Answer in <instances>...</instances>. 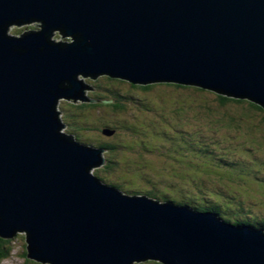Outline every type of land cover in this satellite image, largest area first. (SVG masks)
<instances>
[{
  "label": "water",
  "instance_id": "water-1",
  "mask_svg": "<svg viewBox=\"0 0 264 264\" xmlns=\"http://www.w3.org/2000/svg\"><path fill=\"white\" fill-rule=\"evenodd\" d=\"M102 75L264 108V0H0V235L25 232L27 256L49 264H264L263 228L94 174L105 148L63 131L57 104L94 102L81 76Z\"/></svg>",
  "mask_w": 264,
  "mask_h": 264
},
{
  "label": "rangeland",
  "instance_id": "rangeland-1",
  "mask_svg": "<svg viewBox=\"0 0 264 264\" xmlns=\"http://www.w3.org/2000/svg\"><path fill=\"white\" fill-rule=\"evenodd\" d=\"M38 28L33 22L10 25L7 32L19 36ZM52 38L74 41L59 32ZM81 79L92 86L86 90L91 98L96 94L111 97L113 91L128 101L124 112L99 106L86 108L90 111L84 116L72 107L73 102L58 101L63 131L79 135L81 142L117 144L115 151L105 155L118 167L95 168V175L120 185L127 193L137 190L218 204L226 216L264 222V110L250 109L248 100L223 107L217 104V92L207 89L160 85L143 90L108 75ZM126 120L137 122V130H127L122 124ZM132 122L128 127L132 128ZM110 125L115 126V134L104 135L102 130ZM9 246L10 255L0 264H49L26 256V235L21 231ZM135 264L162 263L147 260Z\"/></svg>",
  "mask_w": 264,
  "mask_h": 264
},
{
  "label": "trees",
  "instance_id": "trees-1",
  "mask_svg": "<svg viewBox=\"0 0 264 264\" xmlns=\"http://www.w3.org/2000/svg\"><path fill=\"white\" fill-rule=\"evenodd\" d=\"M114 79H119V78H114ZM121 80H123V79H121ZM131 84H132L133 87L141 88L143 90H149V89H151V88H153L155 86H160V85H168V86H172L173 85V86H175L177 88L178 87H180V88L183 87L185 89L193 88V89H201V90H204V91L206 90V89H204V88H202L200 86H196V85H182V84L175 83V82H154V83L145 84V85L134 84V83H131ZM110 92L112 94L111 97L104 96V95H101V94H98V95L96 94V96L94 98V99L97 100L96 102L90 103V102H78L77 101V102H73V104H71V105H72V107L81 110V113H82L83 116H84V112L90 111V110H85L86 108H94V107H99V106H109V107H112L113 110L117 111V112L118 111L119 112L126 111L127 110V102L128 101L123 100L121 95H119L117 93H114L113 91H110ZM216 97H217V104H219V105H221L223 107H226V105L229 102H238V103H240V102L248 100V99L234 98L232 96H227V95H224L222 93H217ZM248 101H249V104L251 105L250 109L264 110V108L261 107L256 102H253L251 100H248ZM230 120L233 122L232 118H230ZM131 122H132L131 120H126V122H124L122 124L127 130H130V131H132L131 129L137 130V126H138L137 122H132L134 124L132 126V128L128 127V125ZM105 128L110 129V130H115V132H116V128H115L114 125H110V126H107ZM84 129L85 130H89V128H84ZM84 129L80 128V130H84ZM104 135H106V134H104ZM107 136H109V135H107ZM76 138L79 140V135H76ZM83 142L86 143V144H89V145L103 147L106 150L105 153H111V152L115 151V149H117V144H115L113 142H109V141H102V142L100 141L97 144H93V142L90 141V140H83ZM112 163L115 164V166ZM117 167H118L117 163H114L113 161H109V159L107 158V161H106L103 169L111 170L113 168L116 169ZM117 172H118V169H117ZM97 177L100 178L103 182L106 183V181H104L105 179L102 177V175L98 174ZM107 184L113 185V186L121 189L120 185L115 184L113 182H107ZM122 191H124V190H122ZM128 194H147L148 196H150V197H152L154 199H157L159 201H162V202L171 200V201L176 202L178 204L189 205V206H191L193 209H195L197 211H201V212L212 211V212L218 214L219 217H221L222 219H224L225 221H228V222H232V223H238V222L247 223V224H250L252 226H256V227L264 229V222H257L256 223L255 221L251 222V221L247 220L244 217H241V218L235 217V218H233V217H229V216L224 215V213L221 211V208H220V206L218 204L206 205L204 203L195 202V201L190 200V199H185V200L183 199L182 200V199L175 198V197H172V196H163V197H161L158 194L153 193V192L141 193V192H138L137 190L133 191V193H128ZM23 233H25V232H23ZM25 235H26V233H25ZM11 240H12V238L2 237L0 235V262L9 257L10 250H11L9 248L10 247L9 243H10ZM27 254H28V250H27ZM27 257H29V256H27Z\"/></svg>",
  "mask_w": 264,
  "mask_h": 264
},
{
  "label": "clouds",
  "instance_id": "clouds-1",
  "mask_svg": "<svg viewBox=\"0 0 264 264\" xmlns=\"http://www.w3.org/2000/svg\"><path fill=\"white\" fill-rule=\"evenodd\" d=\"M33 23V22H32ZM35 23H36V25H37V23H39V22H37V21H35ZM31 24V23H30ZM39 29V28H38ZM60 33V32H59ZM60 42H66V41H60ZM71 102H73V101H71ZM78 102H81V101H78ZM87 102H89V101H87ZM90 103H93V102H90Z\"/></svg>",
  "mask_w": 264,
  "mask_h": 264
},
{
  "label": "bare ground",
  "instance_id": "bare-ground-1",
  "mask_svg": "<svg viewBox=\"0 0 264 264\" xmlns=\"http://www.w3.org/2000/svg\"><path fill=\"white\" fill-rule=\"evenodd\" d=\"M24 25H25V24H24ZM69 39H70V38H69ZM69 39H68V40H69ZM106 183H107V182H106Z\"/></svg>",
  "mask_w": 264,
  "mask_h": 264
}]
</instances>
